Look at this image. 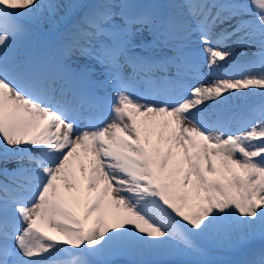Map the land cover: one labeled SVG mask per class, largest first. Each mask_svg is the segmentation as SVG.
Segmentation results:
<instances>
[{
  "label": "snow or ice",
  "instance_id": "6c2138e0",
  "mask_svg": "<svg viewBox=\"0 0 264 264\" xmlns=\"http://www.w3.org/2000/svg\"><path fill=\"white\" fill-rule=\"evenodd\" d=\"M0 176V264H264V0H0Z\"/></svg>",
  "mask_w": 264,
  "mask_h": 264
},
{
  "label": "rangeland",
  "instance_id": "374dc122",
  "mask_svg": "<svg viewBox=\"0 0 264 264\" xmlns=\"http://www.w3.org/2000/svg\"><path fill=\"white\" fill-rule=\"evenodd\" d=\"M67 2H71V0H66ZM158 0H156L157 2ZM168 1V0H167ZM160 2L162 3L163 0H160ZM161 5V4H159ZM62 15H63V12H62ZM44 26L46 27H50L51 25H48V24H45ZM237 53H246V55H243V56H237L236 57V60H244L245 58H250L252 56V51L254 50H248V49H244V48H237L235 50ZM222 63V62H221ZM244 91H248V90H244ZM257 98L256 97H253L252 98V101H255ZM233 101H236V102H239V101H242V100H233ZM251 102V101H250ZM205 103H208L207 101ZM259 244V241H257V245ZM218 255V257L220 259H224V260H229V259H233L234 257H232L229 253L227 252H224V253H218L216 254Z\"/></svg>",
  "mask_w": 264,
  "mask_h": 264
},
{
  "label": "bare ground",
  "instance_id": "6f19581e",
  "mask_svg": "<svg viewBox=\"0 0 264 264\" xmlns=\"http://www.w3.org/2000/svg\"><path fill=\"white\" fill-rule=\"evenodd\" d=\"M61 2H67L66 0H61ZM62 13V12H61ZM43 46H45V45H43ZM239 62V61H238ZM208 69V68H207ZM244 91V90H243ZM225 96H227L228 94L227 93H225L224 94ZM233 100H236V99H233ZM231 101V106L233 107V108H235L236 106H237V104H241V103H243L244 101H239V102H236V101ZM208 103H214V102H212V101H207ZM15 165L14 164H9V165H7V167H9V168H12V167H14ZM2 179H4V177H2V176H0V180H2ZM75 251V250H74ZM117 263H121V260H120V258H117V262H116V264Z\"/></svg>",
  "mask_w": 264,
  "mask_h": 264
}]
</instances>
